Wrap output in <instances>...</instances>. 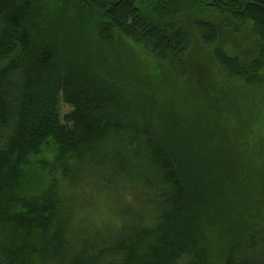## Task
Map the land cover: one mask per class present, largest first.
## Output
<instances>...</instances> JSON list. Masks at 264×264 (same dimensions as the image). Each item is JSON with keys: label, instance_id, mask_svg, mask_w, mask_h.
<instances>
[{"label": "trees", "instance_id": "1", "mask_svg": "<svg viewBox=\"0 0 264 264\" xmlns=\"http://www.w3.org/2000/svg\"><path fill=\"white\" fill-rule=\"evenodd\" d=\"M219 20L254 56L187 82ZM228 86L264 95V0H0V264H264V121ZM92 184L134 199L87 222Z\"/></svg>", "mask_w": 264, "mask_h": 264}, {"label": "rangeland", "instance_id": "2", "mask_svg": "<svg viewBox=\"0 0 264 264\" xmlns=\"http://www.w3.org/2000/svg\"><path fill=\"white\" fill-rule=\"evenodd\" d=\"M224 22V20H219V23L218 21L215 23L218 27L220 25V34L217 41L213 45H203L201 41L194 36V33H192L191 45L186 57L188 62V76H186L184 80H186L187 82H196L195 77L196 79L197 77H202V79L204 80L206 79L205 76L207 75L204 74V72L206 73L207 70L212 66L210 60L212 59L213 49L215 46H220L227 49L229 48L228 50L230 51V53L238 54L240 57H243L244 60L245 58L250 59L254 56L256 39L248 36V27H246L247 29L243 28V30L239 33L232 34L236 30L233 23H231L230 28H224ZM139 53L137 49L132 53L130 52L129 56H127V60L128 58H132L133 61H140ZM152 69L153 68H151V70ZM148 70L149 68L146 67L145 71L147 72ZM197 70H201L203 72V75H200L199 72L197 73ZM190 75H192V77H190ZM162 80L164 81L162 82L166 88L168 87V84L175 82L171 77L165 74ZM258 88L259 86H257L256 94L253 93L248 95L246 94L247 91L244 88L235 89L233 87L229 88L228 86L227 88H225V90L227 89L226 94L228 98L234 100L237 104L239 113L241 115L244 114V108L246 106H248L249 108L247 102L254 101V103L256 104L253 105L252 109L254 112H257V117L255 118H259V120L263 122L264 95L262 97L259 96L260 91L258 90ZM61 109L63 112L64 110H66V107L61 105ZM71 192L72 193L70 195L75 198L77 202L75 208L77 217L95 224H97V222L102 219L113 220V215H115V212L120 215L121 212H123L130 204V202L134 199V195L132 193H129V191L126 192V190H123L122 192L121 190V202L116 203L113 199L112 192L105 191L103 187L96 188L93 184L89 188H86V185H83L81 187L77 185L74 189H72ZM85 194L89 196H87L86 199L83 200L81 196Z\"/></svg>", "mask_w": 264, "mask_h": 264}]
</instances>
